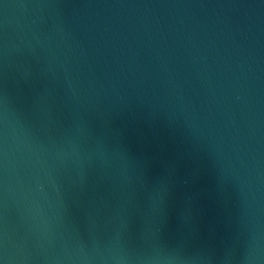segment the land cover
Listing matches in <instances>:
<instances>
[{
  "label": "water",
  "instance_id": "95a60500",
  "mask_svg": "<svg viewBox=\"0 0 264 264\" xmlns=\"http://www.w3.org/2000/svg\"><path fill=\"white\" fill-rule=\"evenodd\" d=\"M0 264H264V0H0Z\"/></svg>",
  "mask_w": 264,
  "mask_h": 264
}]
</instances>
